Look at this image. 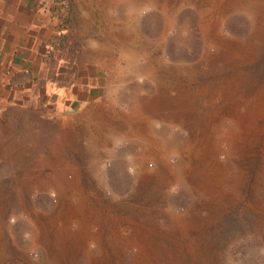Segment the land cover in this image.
<instances>
[{
  "label": "rangeland",
  "instance_id": "1",
  "mask_svg": "<svg viewBox=\"0 0 264 264\" xmlns=\"http://www.w3.org/2000/svg\"><path fill=\"white\" fill-rule=\"evenodd\" d=\"M58 3L67 96L0 116V264H264V0Z\"/></svg>",
  "mask_w": 264,
  "mask_h": 264
},
{
  "label": "crops",
  "instance_id": "2",
  "mask_svg": "<svg viewBox=\"0 0 264 264\" xmlns=\"http://www.w3.org/2000/svg\"><path fill=\"white\" fill-rule=\"evenodd\" d=\"M60 10L58 0H0L1 117L12 100L34 106L67 96L52 92L54 69L62 65L48 56L51 38L58 41L60 34Z\"/></svg>",
  "mask_w": 264,
  "mask_h": 264
},
{
  "label": "bare ground",
  "instance_id": "3",
  "mask_svg": "<svg viewBox=\"0 0 264 264\" xmlns=\"http://www.w3.org/2000/svg\"><path fill=\"white\" fill-rule=\"evenodd\" d=\"M227 1V0H226ZM231 1V0H230ZM219 2V1H218ZM217 4V3H216ZM223 4V3H222ZM216 10V9H215ZM219 11V10H218ZM264 12V11H263ZM264 15V14H263ZM208 16V15H207ZM263 18V17H262ZM217 19V18H216ZM254 22V21H253ZM129 23V22H128ZM263 23V22H262ZM213 24V23H212ZM256 24V23H255ZM131 26V25H130ZM214 27V26H213ZM211 30V29H210ZM214 31V30H213ZM206 35V34H205ZM209 37V36H208ZM219 38V37H218ZM216 39V38H215ZM221 40V39H220ZM223 44V43H222ZM227 46H228V44H227ZM229 48H231L230 46H229ZM229 50V49H228ZM167 98V97H166ZM167 100H169V99H167ZM175 100V99H174ZM178 101L179 100H177V103H178ZM169 102V101H168ZM181 103V102H180ZM176 104V103H175ZM153 105V104H152ZM159 105V104H158ZM170 106V105H169ZM172 106V105H171ZM177 106V105H176ZM180 107H182V106H180ZM158 108V107H157ZM167 107H165V109H166ZM170 108H172V107H170ZM155 109V108H154ZM175 109V108H174ZM178 109V108H177ZM144 110V109H143ZM163 110V109H162ZM167 111V110H166ZM173 111V110H172ZM231 111V110H230ZM174 112H175V110H174ZM173 112V113H174ZM188 112V111H187ZM193 112V111H192ZM239 112V111H238ZM165 113V112H164ZM170 113V112H169ZM189 113V112H188ZM175 114V113H174ZM231 114L233 115V113L231 112ZM243 114V113H242ZM241 114V115H242ZM149 115V114H148ZM148 115H146V116H148ZM171 115V114H170ZM169 115V116H170ZM192 115V114H191ZM231 115V116H232ZM237 115H238V113H237ZM237 115H236V117H237ZM150 116V115H149ZM153 116V115H152ZM178 116V115H177ZM175 117V116H174ZM180 117H182V116H180ZM198 117V116H197ZM239 117V116H238ZM181 119V118H180ZM197 119V118H196ZM195 119V120H196ZM231 119H232V117H231ZM234 119V118H233ZM247 119V118H246ZM249 119V118H248ZM244 120V119H243ZM133 121V120H132ZM237 121V120H236ZM241 121V120H240ZM194 122V121H193ZM200 124V123H199ZM203 124V123H202ZM206 125V124H205ZM241 125V124H240ZM140 127H141V125H140ZM246 127V126H245ZM139 128V127H138ZM137 129V128H136ZM257 129V128H256ZM142 130V129H141ZM240 130V129H239ZM248 130V129H247ZM253 131H255V130H253ZM143 132V131H142ZM200 132V131H199ZM198 132V133H199ZM241 132V131H240ZM245 132V131H244ZM252 132V131H251ZM138 133V132H137ZM145 133V132H144ZM237 134H239V133H237ZM245 134V133H244ZM206 135V134H205ZM236 136V135H235ZM242 135H240V137H241ZM253 136V135H252ZM204 137V136H203ZM239 137V136H238ZM233 138V137H232ZM235 138V137H234ZM249 138V137H248ZM259 139V138H258ZM203 140V139H202ZM243 140H245V139H243ZM251 141H253V140H251ZM239 142V141H238ZM197 143V142H196ZM192 144V143H191ZM257 144V143H256ZM245 145V144H244ZM248 145V144H247ZM200 146V145H199ZM198 146V147H199ZM237 146V145H236ZM243 146V145H242ZM202 147H204V146H202ZM192 148V147H191ZM244 148H246V145H245V147ZM207 149V148H206ZM145 150V149H144ZM246 150V149H245ZM206 151V150H205ZM210 151V150H209ZM256 151V150H255ZM261 151V150H260ZM187 152V151H186ZM190 152V151H189ZM247 152V151H246ZM201 153V152H200ZM199 153V154H200ZM210 153V152H209ZM242 153V152H241ZM197 154V153H196ZM207 155V154H206ZM184 156V155H183ZM191 156V155H190ZM186 157V156H185ZM186 158H188V157H186ZM212 158V157H211ZM193 161V160H192ZM200 161V160H199ZM187 163V162H186ZM200 163V162H199ZM208 164H209V162H208ZM202 166V165H201ZM215 168V167H214ZM202 169H203V167H202ZM141 170H143V169H141ZM156 172H158V171H156ZM179 172V171H178ZM140 173V172H139ZM199 173V172H198ZM156 174H158V173H156ZM163 174V173H162ZM171 174V173H170ZM183 174V173H182ZM218 174V173H217ZM173 175V174H172ZM176 175V174H175ZM143 176V175H142ZM183 176V175H182ZM155 177V176H154ZM160 177V176H159ZM202 177V176H201ZM214 177V176H213ZM157 178V177H156ZM206 178V177H205ZM208 178V177H207ZM166 179V178H165ZM175 179V178H174ZM150 180V179H149ZM178 180V179H177ZM193 180V179H192ZM202 180V179H201ZM160 181V180H159ZM163 181V180H162ZM208 181V180H207ZM136 182V181H135ZM209 182V181H208ZM139 184V183H138ZM173 184V183H172ZM187 184H189V183H187ZM182 185V184H181ZM168 186V185H167ZM194 186H196V184L194 185ZM203 186V185H202ZM190 187V186H189ZM210 187V186H209ZM213 187V186H212ZM188 188V187H187ZM225 188H227L226 186H225ZM210 189H211V187H210ZM223 189V188H222ZM221 190V189H220ZM212 191V190H211ZM200 194V193H199ZM227 194H229V193H227ZM196 195V194H195ZM58 197H59V195H58ZM215 198V197H214ZM57 199V198H56ZM57 204V203H56ZM82 204V203H81ZM78 205V204H77ZM77 207V206H76ZM58 208V207H57ZM72 209V208H71ZM78 209V208H77ZM198 209V208H197ZM69 210V209H68ZM75 211V210H74ZM58 212V211H57ZM79 216V215H78ZM77 216V217H78ZM81 218V217H80ZM182 218H183V216H182ZM180 219V218H179ZM81 220V219H80ZM61 221V220H60ZM83 221V220H82ZM87 221V220H86ZM186 222V221H185ZM46 223V222H45ZM48 223V222H47ZM54 223V222H53ZM187 223H188V221H187ZM52 224V223H51ZM77 224V223H76ZM37 225V224H36ZM40 225V224H39ZM42 225V224H41ZM49 225V224H48ZM69 226V225H68ZM56 228V227H55ZM58 230V229H57ZM75 230H76V228H75ZM89 230H91V229H89ZM44 233H45V231H44ZM61 233V232H60ZM71 233H73V232H71ZM102 233V232H101ZM80 234V233H79ZM51 235V234H50ZM70 235V234H69ZM39 236V235H38ZM65 236H66V234H65ZM44 237V236H43ZM48 237V236H47ZM96 237V236H95ZM59 238V237H58ZM57 238V239H58ZM94 238V237H93ZM136 238H138V237H136ZM97 239H98V237H97ZM147 239V238H146ZM66 240V239H65ZM88 240V239H87ZM103 240V239H102ZM135 240V239H134ZM46 241V240H45ZM81 241V240H80ZM61 242V241H60ZM98 242H100V240H98ZM85 243V242H84ZM87 244V243H86ZM108 245V244H107ZM149 245V244H148ZM85 246V245H84ZM63 247V246H62ZM78 247V246H77ZM68 248V247H67ZM106 249V248H105ZM48 250V249H47ZM138 250V249H137ZM99 251V250H98ZM48 252V251H47ZM78 252V251H77ZM103 252V251H102ZM56 253V252H55ZM139 253V252H138ZM50 254V253H49ZM100 254V253H99ZM107 254V253H106ZM84 256V255H83ZM92 256V255H91ZM100 256V255H99ZM150 256V255H149ZM62 257V256H61ZM85 257V256H84ZM101 257V256H100ZM58 258V257H57ZM65 258V257H64ZM143 258H145V256H143ZM98 259V258H97ZM110 259V258H109ZM141 260V259H140ZM145 260V259H144ZM54 261H55V259H54ZM58 261V260H57ZM77 261V260H76ZM91 261V260H90ZM142 261V260H141ZM106 262V261H105ZM104 262V263H105ZM55 263H56V261H55ZM101 263V262H100ZM108 263V262H107ZM89 264V263H88ZM103 264V263H102Z\"/></svg>",
  "mask_w": 264,
  "mask_h": 264
}]
</instances>
